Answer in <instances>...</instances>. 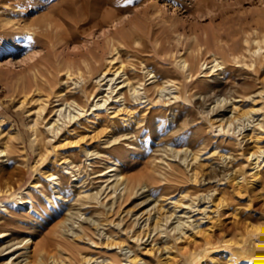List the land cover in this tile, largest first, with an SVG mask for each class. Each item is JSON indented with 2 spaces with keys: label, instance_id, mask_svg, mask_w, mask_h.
I'll return each instance as SVG.
<instances>
[{
  "label": "rangeland",
  "instance_id": "obj_1",
  "mask_svg": "<svg viewBox=\"0 0 264 264\" xmlns=\"http://www.w3.org/2000/svg\"><path fill=\"white\" fill-rule=\"evenodd\" d=\"M93 1L102 25L75 32L72 0H0V264H131L132 252L139 264H159L172 232H146L141 243L130 235L142 231L141 210L154 202L172 209L173 200L193 204L178 213L207 233L194 234V255L172 251L173 264H264V0ZM49 20L57 28L47 34ZM108 31L114 67L121 62L128 83L141 84L127 103L117 93L121 78L101 77L115 53ZM92 47L112 53L91 67L68 66L65 59L79 61ZM35 81L33 101L21 102V84ZM65 103L83 113L68 126L57 122L69 128L60 136L48 125ZM252 151L258 160L246 159ZM114 172L128 188L108 181ZM83 231L95 244L78 237ZM104 234L124 248L100 243ZM150 245L155 256L145 253Z\"/></svg>",
  "mask_w": 264,
  "mask_h": 264
},
{
  "label": "bare ground",
  "instance_id": "obj_2",
  "mask_svg": "<svg viewBox=\"0 0 264 264\" xmlns=\"http://www.w3.org/2000/svg\"><path fill=\"white\" fill-rule=\"evenodd\" d=\"M76 2L77 3H79L80 2V4L79 5H77L76 4ZM110 2V1H109ZM93 4H96V2L95 1H93V0H72V2H71V6H73V8H72V11H70L71 13L73 12V17H74V19H73V22L75 23V25H76V29H75V32L76 31H79L78 29V27L77 26H79V24H84V23H86V25H87V23H90L91 25H94V23L95 22H97L98 23V20H99V18H98V20L96 21V18H97V15H98V10H97V8L99 7H97L96 9H94L93 7H95V6H93ZM66 5V4H65ZM67 6H68V4H67ZM82 6H86V7H82ZM92 7V8H91ZM70 8V7H69ZM68 8V10H70ZM60 9V8H59ZM99 9V8H98ZM68 10H67V12H68ZM61 11V10H60ZM105 11V10H104ZM62 12V11H61ZM69 12V13H70ZM108 12V11H107ZM55 13H56V11H55ZM54 13V14H55ZM68 13V14H69ZM102 13V12H101ZM62 14H64V12H62ZM106 14V13H105ZM144 14V13H143ZM67 15V14H66ZM102 15V14H101ZM109 15V14H108ZM114 15V14H113ZM112 15V16H113ZM115 16V15H114ZM117 16H118V12H117ZM117 16L116 17H113V19L114 18H117ZM60 17V16H59ZM69 17H70V15H69ZM102 16H100V18H101ZM71 18V17H70ZM69 18V19H70ZM103 18V17H102ZM101 18V19H102ZM59 19V18H58ZM101 19L99 20L100 21V23L99 24H101L102 25V22H101ZM112 19V18H111ZM109 19H107V17H106V20H105V22L106 21H108ZM121 20V19H120ZM102 21H103V19H102ZM111 22L113 21V20H110ZM115 22H118L119 21V19L117 18V20H114ZM122 21V20H121ZM105 22H103V23H105ZM73 23V24H74ZM57 24H59V23H57ZM61 24V23H60ZM72 24V25H73ZM99 24H97V26L99 25ZM112 24V23H111ZM132 24H133V22H132ZM147 24V23H146ZM100 25V26H101ZM48 26L49 27H51L52 29H53V27H56V23H54V25L51 23V20H49V22H48V24L47 25H45V32L47 33V34H49L50 33V30H48ZM90 26V25H89ZM68 28L70 27V26H67ZM66 27V28H67ZM91 27H94V26H91ZM96 27V26H95ZM134 27V26H133ZM135 27H137V26H135ZM57 28V27H56ZM73 28V27H72ZM74 28H75V26H74ZM71 29V28H70ZM86 29H89V28H86ZM118 29V28H117ZM135 29H137V28H135ZM140 29V28H139ZM42 30V29H41ZM67 30V29H66ZM85 30V29H84ZM134 30V29H133ZM150 30V29H149ZM52 31V30H51ZM68 31V30H67ZM66 31V32H67ZM71 31V33H72V30H69L68 32H70ZM109 32V31H108ZM108 32H106V33H108ZM129 32H130V29H129ZM136 32V31H135ZM42 33V32H41ZM44 33V32H43ZM59 33V32H58ZM58 33H56V34H58ZM105 33V34H106ZM151 33V32H150ZM53 34V33H52ZM109 34L111 35L110 37H108V39H109V42L107 41V43H110L111 44V46L113 47V50H114V52H115V50L116 49H114V44H116V43H114L113 44V40H114V38H113V35H112V33L111 32H109ZM108 34V35H109ZM114 34V33H113ZM117 34V33H116ZM68 35V34H67ZM78 35V34H77ZM120 35V34H119ZM131 35H132V33H131ZM64 36V35H63ZM121 36H123V35H121ZM130 36V35H129ZM137 36H138V34H137ZM47 37V36H46ZM116 37V36H115ZM117 37H119L118 35H117ZM125 35H124V39H125ZM131 37V36H130ZM48 38V37H47ZM51 38V37H50ZM73 38V37H72ZM65 39V38H64ZM134 40H135V38H133ZM119 40V39H118ZM136 40H138L137 38H136ZM157 40V39H156ZM127 41V40H126ZM131 41V40H130ZM119 42V41H118ZM117 42V43H118ZM133 42V41H132ZM136 41H134V43H135ZM138 42V41H137ZM141 42V41H140ZM164 43V42H163ZM101 44V43H100ZM109 44V45H110ZM120 44H123L122 42L120 43ZM146 44V43H145ZM108 44H107V46H109ZM93 46V45H92ZM131 46V45H130ZM87 47V46H86ZM97 47V46H96ZM101 47H102V45H101ZM129 47V46H128ZM93 48V47H92ZM102 48H104V46L102 47ZM132 49V48H131ZM98 50H101V48L100 49H98ZM105 50V49H104ZM110 50V49H109ZM84 52H80L79 53V55H78V58H79V61H75V60H71V59H65V61L68 63V66H70V65H77V64H80L79 62H82V64H84L85 66H87V67H91V65H90V63H91V60H94V58L96 57V56H99L100 58H101V55L102 54H104V52H103V50L102 51H100V53L98 52V53H96V51H95V49L93 48V49H91V48H85L84 50H83ZM108 52V51H107ZM106 52V53H107ZM119 52V51H118ZM105 53V54H106ZM108 53H112V52H108ZM117 52H115L114 54H112L111 56H110V58H108L109 59V62H108V65H107V68H105L104 70H103V72H102V75H101V77H103V78H105L106 76H108V74H109V72H112L113 73V75L114 76H111L109 79H108V81H113V80H115L114 79V77H116L117 76V78H121L120 79V84L121 85H118V95H120V97L122 96V99H119V100H123L124 102H129L130 101V97L133 95V96H137L138 94H140V85L141 84H139V85H133L134 83L133 82H131V83H133V84H129L128 83V79H130V78H128V76H126L125 75V72H124V70H123V65H122V63L120 62L119 63V65L116 67H114V65H115V60H117L118 58L115 56V54H116ZM100 54V55H99ZM104 54V55H105ZM103 55V56H104ZM106 56V55H105ZM104 56V57H105ZM57 57V56H56ZM104 57L103 58H101L102 60L104 59ZM117 58V59H116ZM40 59H42V57H38V59L36 60H34L33 62H32V67H35L36 66V63L40 60ZM73 59V58H72ZM119 60V59H118ZM99 61H101V60H99ZM104 61H105V59H104ZM106 61H108V60H106ZM181 61H184V60H181ZM60 62H61V60H60ZM124 63V62H123ZM183 63V66H185V62H182ZM56 64V63H55ZM59 64V63H58ZM97 64V63H96ZM101 64V63H100ZM117 64V63H116ZM186 64H187V62H186ZM63 65V64H62ZM180 65V64H179ZM78 66V65H77ZM83 66V65H82ZM133 66V65H132ZM31 67V68H32ZM65 67H67V66H65ZM182 67V66H181ZM180 67V68H181ZM186 67H187V65H186ZM40 68V67H39ZM33 69V68H32ZM35 69V68H34ZM85 69V68H84ZM125 69V68H124ZM29 70V69H28ZM31 70V69H30ZM37 70V69H36ZM58 70V69H57ZM59 70H61V69H59ZM112 70V71H111ZM32 71V70H31ZM34 71V70H33ZM92 71V70H91ZM38 72V71H37ZM51 72V71H50ZM59 72V71H58ZM127 72V71H126ZM34 73V72H33ZM39 73V72H38ZM79 73V72H78ZM71 72L69 71V68H66V72H65V75H67V77L69 78L70 76H71ZM150 73H148V75H149ZM42 75V74H41ZM40 75V76H41ZM64 75V74H63ZM32 76V75H31ZM34 76H35V74H34ZM42 77V76H41ZM66 77V76H65ZM133 78V77H132ZM30 79V78H29ZM38 79V78H37ZM107 79V78H106ZM133 80V79H132ZM149 80V79H148ZM31 81V80H30ZM102 81V80H101ZM118 81V80H117ZM42 82V81H41ZM30 83V82H29ZM33 83V82H32ZM37 83V81H35V83H33V84H21L22 85V87H21V93H22V101L21 102H26V104H28L27 102L29 101V100H32L33 101V98H34V96H35V94L36 93H38V83ZM47 83H49L50 84V82H47ZM107 83V82H106ZM109 83V82H108ZM107 83V84H108ZM124 83H125V85L128 87V89L127 90H124L123 91V89H124ZM137 83V82H136ZM145 83V82H144ZM163 84V83H162ZM164 84H166V83H164ZM114 85V84H113ZM113 85H111V86H113ZM40 86V85H39ZM42 86H43V84H42ZM146 87V86H145ZM115 88V87H114ZM151 88V87H150ZM156 88V87H155ZM19 89V88H18ZM43 89V88H42ZM42 89H40V90H42ZM159 89V88H158ZM163 89H166V86L165 85H163V86H161L160 87V90H163ZM62 91V90H61ZM116 91V90H115ZM144 91H145V89H144ZM18 92H20V89H19V91ZM40 92V91H39ZM59 92H60V90H59ZM110 92L111 93H113L114 92V89L112 88L111 90H110ZM109 92V93H110ZM170 92V91H169ZM108 93V92H107ZM106 93V94H107ZM110 93V94H111ZM116 93V94H117ZM142 93V92H141ZM19 94V93H18ZM40 94V93H39ZM57 94H59V93H57ZM116 94H115V96H116ZM60 96V95H59ZM65 96V95H64ZM95 96V95H94ZM93 96V97H94ZM115 96H114V98H115ZM90 97V96H89ZM118 97V96H117ZM66 98V97H65ZM102 98V97H101ZM104 98V97H103ZM113 98V97H112ZM111 98V99H112ZM147 98V97H146ZM67 99V98H66ZM93 99V98H92ZM109 99H110V96H109ZM114 100V99H113ZM38 101V100H37ZM40 101V100H39ZM69 101V100H68ZM72 101V100H71ZM108 101V98L107 99H102L101 100V102H98V101H95L94 102V104H93V108H94V110H97V109H99V108H101L106 102ZM114 101H117V99H115ZM118 102V101H117ZM71 103H73V102H71ZM76 103V102H75ZM119 103V102H118ZM131 103V102H130ZM113 104V103H112ZM31 105V104H30ZM45 105V104H44ZM64 105H67V107L66 108H68V110H66V111H62L63 110V106H60L59 108H57L56 109V111H55V113H56V119H55V121L54 122H49V125H48V129H49V131H51V132H53L54 134H59L60 133V136L61 135H65L66 133H67V131L69 130V128H67L66 130H63V127H58V124H57V122H60L61 124L60 125H65V126H68V124H70L71 122H72V120L74 119V118H77L79 115H82V113L83 112H81L80 111V107L81 106H79V107H77L76 105V107L77 108H75V107H71V109H70V104L69 103H65ZM121 106V105H120ZM119 106V107H120ZM39 106H37V108H38ZM236 106H234V108H235ZM43 109H44V107L43 106H41V111H43ZM65 109V108H64ZM106 109V108H105ZM108 109V108H107ZM118 109V108H117ZM121 109V107L116 111V112H118L119 113V110ZM233 109V108H232ZM258 111V108H256V109H254V108H252L251 110H248L247 112H241V115L243 116V115H245V114H247V113H251L252 111ZM114 111V110H113ZM123 111V110H122ZM38 112V111H37ZM40 112V111H39ZM234 112V111H233ZM33 113H35L34 111H33ZM253 113V112H252ZM44 114V113H43ZM40 116V115H39ZM35 117H36V115H35ZM44 117V116H43ZM233 118H236L234 115H232V119ZM44 119V118H43ZM43 121V120H42ZM53 121V120H52ZM112 122V121H111ZM260 122V121H259ZM262 123V122H261ZM228 125H229V123H228ZM258 125V124H257ZM221 126V125H220ZM259 126V125H258ZM261 126H264V125H261ZM46 127V126H45ZM115 127V126H114ZM113 127V128H114ZM72 128V127H71ZM112 128V129H113ZM47 130V129H46ZM61 130H62V133H61ZM75 130V129H74ZM69 132V131H68ZM71 132V131H70ZM33 134H34V137H36V136H38L39 135V132H38V130L36 129V128H34L33 129ZM49 134V133H48ZM43 136V135H42ZM85 136V135H84ZM63 137V136H62ZM87 137V136H86ZM78 140V139H77ZM109 140V139H108ZM45 142V141H44ZM71 143H77V141H75V142H71ZM67 145V144H66ZM83 147V146H82ZM259 153H260V155H263L264 154V150H259L258 151ZM5 156L6 155V153H5V151L3 150V149H0V157L1 156ZM260 158V157H259ZM246 159L247 160H258V155H257V151H252V152H247L246 153ZM256 162L258 163V161H254V162H252V169L254 170L252 173H253V175H256L257 173H256V169H257V164H256ZM115 169V168H114ZM114 169H110V170H108V171H113ZM103 172H105V171H103ZM107 172V171H106ZM251 172V171H250ZM52 174H48L47 176H51ZM2 176V175H1ZM110 176H112V178L110 177ZM109 177L111 178V179H109L108 181L109 182H113V184L112 185H117L116 187H120V185H122L123 183H125V185H126V187L128 188V178H126V177H124V176H122V174L121 173H119V172H114L112 175H110ZM52 177V176H51ZM107 181V180H106ZM108 182V183H109ZM104 183V182H103ZM103 185V184H102ZM108 185H110V184H108ZM133 185V184H132ZM105 186V185H104ZM3 188V187H2ZM6 188V187H5ZM122 188V187H121ZM125 189V188H124ZM129 189H131V188H129ZM113 190V189H112ZM126 190V189H125ZM1 191H7V189H5V190H1L0 189V192ZM120 191H121V189H120ZM1 194V193H0ZM122 194H123V192H122ZM125 194V193H124ZM122 197H124V196H122ZM121 197V198H122ZM183 197V196H182ZM177 199V198H176ZM120 200V199H119ZM190 200V199H189ZM123 201V200H122ZM171 201V200H170ZM181 201V200H180ZM179 200H173V201H171V203H172V209H167L166 207H164L163 205H161V204H156L155 202L152 204V206H150V208H146V209H144V210H141L138 214H137V216H136V218H139V219H141L143 216H145V218L144 219H142V222H141V224L139 225V229H141L142 231L140 232L139 231V233H137V234H134V233H132L131 235H130V238L132 239V241H134V242H136V243H141L142 242V240H143V238H144V235H146L147 233H150L151 231H158L161 235H162V238H166L167 237V235H168V233H170V232H172V234L174 235V243H167L166 241H167V239L166 240H164L163 242H164V244L162 245V247H160L159 249H160V251H159V254L162 252V250L164 251V253L162 254L163 256H160L159 258H158V263L159 264H173L174 263V261H175V254L174 255H171V253H172V251H177V253L179 252V253H181L182 254V252H186V253H188L189 255H194L195 254V250L197 249V248H199V245H197V243L196 242H194V247H193V249H191V246H190V243H191V241H193V236H194V234H196V233H198V234H202V235H206L207 233L206 232H204V230H202L201 228H199V226H198V224L197 223H192V220H188L187 218H186V220H184V219H182L181 218V216H184L185 214H186V212H188V211H186V212H183V213H178V211H181V209H184V208H189V209H191V208H195L194 206H193V204H191V203H188V204H184V203H181ZM119 202V201H118ZM88 205V204H87ZM110 207V206H109ZM144 207V206H143ZM116 208V207H115ZM153 208V209H152ZM200 209H201V211H204V209L205 208H201V207H199ZM151 209L152 210H154V212L152 213V214H150L151 213ZM113 210V209H112ZM194 210V209H193ZM196 210H199L198 208H196ZM113 212V211H112ZM191 212V211H190ZM188 217V216H187ZM173 219H175L174 221H172ZM137 220V219H136ZM173 224V225H172ZM171 226V227H170ZM170 227V228H169ZM82 228V227H81ZM169 228V230H168V232H167V229ZM195 228H196V230H195ZM253 228V227H252ZM257 228V227H256ZM251 229V228H250ZM250 229H248V230H250ZM255 229V228H254ZM253 229V230H254ZM81 230V229H80ZM144 230V231H143ZM252 230V231H253ZM263 230V228H261V229H259V231H262ZM188 231H190L189 232V234H187V232ZM138 232V231H137ZM143 232V234H140V233H142ZM147 232V233H146ZM136 233V232H135ZM206 233V234H205ZM97 234V233H96ZM4 235H3V233H0V238L1 237H3ZM149 236V235H148ZM78 237H80V238H85V237H87V239H88V241L89 242H91V243H94L95 244V241H93L92 240V238H90V236L85 232V231H83L82 232V234L80 235V236H78ZM207 237H208V235H207ZM146 238H147V236H146ZM210 238V237H209ZM206 239L207 238H204V240L206 241ZM100 243H102V244H104L105 246H107V247H113V248H124L123 246L125 245V244H123V242H121V241H117V240H115V239H113L110 235H102V242H100ZM101 244V245H102ZM98 245H99V243H98ZM127 245V244H126ZM191 245H192V243H191ZM151 246V245H150ZM254 248V247H253ZM200 249V248H199ZM121 250V249H120ZM156 250H158V246H157V248H155L154 249V245H152L151 247H148L146 250H145V253L147 254V255H149V256H153L154 255V252L153 251H156ZM206 250V248H203L202 250H201V252H203V251H205ZM245 250V249H244ZM252 250V249H251ZM132 252V251H131ZM242 253V252H241ZM244 253H245V255H249L251 252L250 251H244ZM229 253H228V257H229ZM139 255H135L133 252H132V254H130V255H127L126 257H127V260L129 261V262H131V264H139L140 262H142V258L141 257H138ZM155 256V255H154ZM189 257V256H188ZM192 257V256H191ZM84 258H86V257H84ZM193 258V257H192ZM92 259V258H91ZM228 259H230V258H228ZM89 260V258H87V261ZM21 262H22V260H19V261H16L15 263L13 262L12 263V261H7V262H5L6 264H21ZM89 262V261H88ZM24 264H26V263H24ZM215 264V263H214Z\"/></svg>",
  "mask_w": 264,
  "mask_h": 264
}]
</instances>
